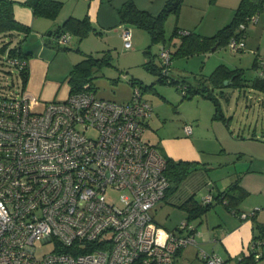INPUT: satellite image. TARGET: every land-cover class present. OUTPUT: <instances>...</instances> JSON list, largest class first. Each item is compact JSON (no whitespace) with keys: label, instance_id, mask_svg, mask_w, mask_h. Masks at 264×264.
Segmentation results:
<instances>
[{"label":"built area","instance_id":"obj_1","mask_svg":"<svg viewBox=\"0 0 264 264\" xmlns=\"http://www.w3.org/2000/svg\"><path fill=\"white\" fill-rule=\"evenodd\" d=\"M248 22L258 23L259 15ZM122 38L131 49L129 29ZM71 39L65 33L57 42ZM246 46L242 35L227 47L240 53ZM159 57L163 76H170L171 50L164 46ZM8 62L19 73L28 67L19 56ZM128 83L127 102L99 97L88 82L41 111H33L25 91L16 97L0 92V264H175L181 250L198 244L197 229L187 221L173 232L154 219L171 185L167 159L144 139L152 104L139 84ZM110 189L130 191V203L110 202ZM38 241L53 250L39 258ZM198 255L206 264L225 262L203 249Z\"/></svg>","mask_w":264,"mask_h":264},{"label":"crops","instance_id":"obj_2","mask_svg":"<svg viewBox=\"0 0 264 264\" xmlns=\"http://www.w3.org/2000/svg\"><path fill=\"white\" fill-rule=\"evenodd\" d=\"M13 1L16 3L14 6L16 20L31 28V31L25 37L22 49L30 54L28 60L30 77L25 93L32 104H39L43 109L51 101L66 100L71 94V84L69 82L71 71L76 64L87 59L89 55L98 58L96 57L98 52L109 51L110 54L108 55L112 56V64L108 66H113L112 51L123 42L122 35L126 29L133 30L131 31V51L140 56L138 63L155 80L146 83L145 80L148 77L147 79L143 78L142 74H136V71L131 72V76H129L128 71L124 75L128 79L141 82L143 85H152L157 82V77L146 69L145 63L150 61V56H153L155 62L160 65L159 55L158 58L155 57L152 48L158 44L162 46V43L154 44L151 35L142 28L121 23L119 10L128 0H57L63 4V7L56 19L36 16L31 8L22 5L27 0ZM168 1L134 0L135 5L140 10L153 15L159 14ZM240 1L235 0V3H227L231 5L233 11V9H237L236 7ZM189 2L202 3L203 6H208V0H185L179 15L171 14L168 17L165 30L170 20H174L172 18H176V28L180 31L194 32L203 37H212L221 30L220 15L223 3L220 0L216 2L217 5L218 3L222 4L219 5L220 11H216L214 20L211 19L205 26L196 21L194 12H191V15L192 19L195 18V21L187 22V16L190 15L187 14ZM209 9L212 15L217 7L210 4ZM196 14L198 16V13ZM69 18H88L93 30L83 40L72 35V39L67 45L59 46L56 33L62 29ZM202 18L206 19L205 16H202ZM197 30L201 32L199 33ZM262 37L263 34H261ZM166 38L168 42L164 43V46L171 48L172 51H175L181 44V36H171L169 38L166 35ZM103 43L105 45L101 48L100 46ZM246 45L245 51L239 53L244 58L247 57L246 54L249 49L247 40ZM99 47L102 50H97L95 53V49H99ZM213 48L207 52L189 57H176L174 59L175 64L176 61L180 60L183 63L172 65L173 72L176 71L177 76H174L172 71L171 76L176 80L186 81L182 75L186 74L187 66L191 60L192 63L195 62L198 67H201L202 73L200 74L205 77L210 76L220 65H226L231 69H243L246 74L247 70L243 68L241 61L237 63L234 59L226 60L225 57H218L220 46L216 50H213ZM148 50L151 52L150 56L146 53ZM251 52L254 54L253 69L264 68V64L263 66L258 64L255 67V61L258 57L264 60L262 57L264 54L262 39L256 50L252 49ZM211 58L215 63L211 74L206 76L203 71L207 66L206 61H210ZM128 65H131L126 66L131 71L136 66L133 63H128ZM122 72V70L119 71V73ZM194 79L192 83L197 84L198 79ZM262 79H264V75L252 79L246 77V80L251 81L250 83ZM118 80L113 79V84L117 83ZM185 83L188 84V81ZM93 85L97 95H100L99 97L111 100L116 98V91L112 94L104 92L101 95L97 84L93 82ZM242 89H244L242 93L243 97L246 98L247 105V109L241 111L244 118L237 117L240 110H238L239 108L233 110L231 106L232 98L228 96L226 89L216 91L225 120L217 116L216 106L208 98L196 96L188 100L183 98V94L182 97L174 95L173 98H169L167 94L156 91L155 94L159 101L154 103L147 94L149 92H145V98L152 104L154 110L147 122L144 139L156 146L166 158L196 164V169L185 178L179 189L157 204L153 210L155 221L158 223L156 220L157 210L166 206L181 210L183 219L186 221L187 214L180 208L182 204L191 198L199 203H205L206 197L210 195L213 197L211 210L202 219L190 222L199 234L198 244L187 246L180 251L175 264H178L189 248H193L196 254L199 253L200 249H203L222 257L225 261H229L228 264H236L242 254H248L254 249L255 238L263 231L264 97L261 98V95L264 96V91L250 86ZM177 91L179 90L177 89ZM256 94L259 96L258 102L252 99ZM122 95L121 100L116 98L115 101L127 102L131 99L132 87L129 83L127 92ZM223 99L228 102L226 108L223 106ZM237 101V105L240 107V99ZM173 105H177V114L179 115L176 119L170 121L165 117V114L167 108ZM189 105L196 106V111L193 113L185 112L184 106L186 108ZM187 125L192 126L190 134L185 131ZM225 192L233 195L241 194V202L234 210L228 208L218 198ZM251 213L254 214L249 218L244 219L241 217L242 214ZM259 227L262 228L259 230ZM164 228L179 232V226H176L175 230ZM258 250L264 256V244ZM185 259L187 261V258Z\"/></svg>","mask_w":264,"mask_h":264},{"label":"trees","instance_id":"obj_3","mask_svg":"<svg viewBox=\"0 0 264 264\" xmlns=\"http://www.w3.org/2000/svg\"><path fill=\"white\" fill-rule=\"evenodd\" d=\"M184 2L185 0H169L159 14L153 15L147 11L140 10L135 5L134 0H128L119 10L121 23L146 30L151 35L154 44L166 43L168 42V39L166 38L165 23L171 14L179 15ZM15 4L16 3L13 0H0V60L3 61V65H7L12 68L14 67L8 62L9 56H19L27 61L30 58V54L23 51L22 44L25 37L31 31V28L16 20L14 14ZM22 5L31 8L36 16H43L49 19H56L63 7V4L57 0H27L22 3ZM262 11H264V0H241L238 8L236 9L233 21L219 30L212 37H203L190 31H186L188 33L183 34V31L176 28L172 37L181 36V44L175 51H172L171 48H169L171 50L173 60L176 57H189L195 54L207 52L216 44H219V46H228L232 38H239L242 35H245L246 30H241L240 25L242 23H247L248 18L259 14ZM92 30L93 28L88 18H69L62 26V29L57 31L56 34L57 39L65 33H70L71 35L79 37L80 40H83L91 34ZM146 53L149 56L151 55L149 50ZM150 57V61L145 63V67L149 72L157 77V82L152 85H143L135 79H128V81L131 80L133 84H139L144 92H156L155 84L158 83L176 86L183 94L184 99L190 100L196 96L208 98L215 104L217 116L224 120L226 118L221 111L219 97L216 93L217 90H223L226 87L241 89L250 86L264 91V79L252 81V83H250L251 81L246 80L245 70L231 69L226 65H220L210 76L198 79L197 84L192 82H188L187 84L185 83L186 81L174 79L171 74L167 77L163 76L162 61L160 60V65H158L155 62L154 57ZM110 64H112V56L108 54H106L103 58H95L89 55L87 59L76 64L71 71L69 79L71 84V93L79 92L88 82L93 84L94 71L104 68ZM257 65L258 61L256 60L255 67ZM19 74L22 80L21 93H23L30 77L29 68L27 67ZM225 81L229 82L228 85H225ZM181 85L187 86L184 90L185 92L180 88ZM166 159V176L169 178L171 183L170 188L166 193L167 197L170 194H174L179 189L185 178L196 169V164L184 161H175L168 157ZM218 198L231 210H234L241 202V194L233 195L229 192H225ZM212 207V201L210 203H199L194 198L187 200L180 206V208L187 214L186 221L188 223L202 219ZM261 228L262 227H259V230ZM258 241H264V228L262 233L255 238L254 249H252L248 254H242L236 264L260 263L264 256L259 252L258 248H261L264 243L260 247H257L256 245ZM228 263L229 261L224 262V264Z\"/></svg>","mask_w":264,"mask_h":264},{"label":"rangeland","instance_id":"obj_4","mask_svg":"<svg viewBox=\"0 0 264 264\" xmlns=\"http://www.w3.org/2000/svg\"><path fill=\"white\" fill-rule=\"evenodd\" d=\"M223 3V7L222 9L219 7V5L221 6V3H218V5L216 4L217 0H208L207 3V7L203 6L202 3L199 4H195L193 2H189L188 6H187V14H190L187 16L188 21L187 22H194L195 18L192 19V15L191 12H194V14L196 15V21L199 22L200 25H207L208 22H210V20H214L215 15L214 13L216 11H220L219 9H221L222 13L220 15V22L222 24V28H224L225 26H227L228 24H230L235 16L236 13V9H233L232 11V7L229 3L234 2L235 0H220ZM229 2V3H227ZM213 5L217 7V10H214V12L210 13V9L209 6ZM238 4V3H236ZM240 4V3H239ZM205 5V4H204ZM239 5H237L236 8H238ZM197 7V8H195ZM197 9V10H196ZM198 13V16L197 14ZM259 15V23H253V22H248L247 23V29L245 31V35H246V40L249 43V49L248 52L246 54V58L242 57L241 54L239 53H234L230 50L229 47L227 46H220V48L218 49V57H225L226 60H236L237 63H239L241 61V64L243 66V68H246L247 72L245 74V77L252 79L255 77H260L261 75H264V68L263 67H258L257 70L253 69L252 64H253V58H254V54L251 52L252 49L256 50V47L259 46L261 39H262V43L264 46V11H262L261 13L258 14ZM202 16H205L206 19L202 18ZM177 17V16H176ZM174 20H170V22L166 25L167 29H166V35L167 37H171L174 33V30L176 28V18H172ZM202 19H204V21H202ZM194 20V21H193ZM133 31V30H131ZM199 33L201 32L200 30H197ZM261 34H263V37L261 38ZM124 42V41H123ZM121 43L116 49H114L112 51V55H113V66H106L104 68L101 69H97L94 72V82L97 84L98 86V90L100 91V94L102 95L104 92H106L107 94H112L116 91L115 96L116 98H118V100H121V98H123L122 94L127 92L128 89V78H124V74H127L126 71H128L129 76L132 75L131 72L136 71V74H142L143 78L148 77L146 83L151 82V80H155L153 79V76L150 75L143 67L142 65H140L139 59L140 56H138V54L134 51H131V49L127 50L125 49L124 43ZM105 44L103 43L100 47L102 48ZM162 46L164 47V43H162ZM161 46V44L158 45H154V47L152 48V53L155 55V57L158 58V55H160L161 50L163 49V47ZM95 49V53L97 52V50H102V49ZM215 47V46H214ZM95 48V47H94ZM169 48V47H167ZM109 52V51H108ZM106 51H102V52H98L96 54V57H100L103 58L106 54H110ZM242 53V52H240ZM237 54V55H234ZM141 55V54H140ZM144 55V52H143ZM264 58V54L262 56ZM214 58V57H213ZM211 58V60H207L206 62V69L205 71H203L205 73L206 76H208L209 74H211V70L213 69V64L215 63V61H213ZM160 59V57H159ZM180 60V59H177ZM2 60H0V92H4L7 95H13V96H18L21 95V88H22V80L20 77V74L18 72V70L16 68H12L9 67L7 65H3L2 64ZM142 62V61H141ZM128 63H133L136 66L133 68V70L131 71V69L129 67L126 66H131L128 65ZM179 63H183L182 60L180 61H176V64L179 65ZM138 64V65H137ZM175 64V60H173V65ZM175 64V65H176ZM172 68V67H171ZM122 70V73H119V71ZM173 72V68L171 70ZM201 71V67H198L196 65V63H192L189 62V65L187 66V71L186 74L182 75L183 79H185L188 82H193L195 79H202L205 76H202L203 74ZM174 76H177V72L174 71L173 72ZM113 79H119L117 81V83L113 84ZM226 89V91H228V96L230 98H232V102H231V106L233 107V110L239 108L238 110H240V112L237 113V117L238 118H244V114H241V111H244L247 109V105L245 102V99L243 97V91L244 89H239V88H233V87H226L224 88ZM155 90L159 91L160 93H164L167 94L169 96V98H173L174 95H179L182 97V93L181 91H177V87H175L174 85H162V84H155ZM156 92H149L147 93L149 95V98L155 103L158 102V97L155 94ZM100 96V95H99ZM264 97L261 95V98ZM116 98H113L114 100H117ZM238 99H240V107L237 105L238 104ZM256 102H258L259 100V96H256L254 98ZM251 99V100H252ZM123 100V99H122ZM223 106L226 108L227 107V100L223 99ZM32 109L33 111H41V106L39 104H32ZM177 105L176 106H169L166 110V114L165 117L168 120H173L176 119V117L179 115L177 114ZM185 110V112L188 113H193L196 111V106H192L189 105L185 108H183ZM107 198L110 202L114 203L115 205L124 208L126 207L130 201H131V193L130 191H117L114 189H110L108 190L107 193ZM165 207V206H164ZM156 220L158 221L159 224H161L162 226L168 228V229H176V226H181V224L184 222L183 219V212L181 210H176L174 208H171L169 206H166L165 208H159L157 210V215H156ZM38 245V250H37V255L38 257H43L45 254L51 252L54 248L52 243H48V244H42V242L38 241L37 242ZM262 250V249H261ZM208 252V251H207ZM209 254H211L210 252H208ZM187 258V261L186 259ZM178 264H206L201 256H199L198 254L195 253L193 248H189V250L186 252L185 256L179 260ZM259 264H264V258L260 261Z\"/></svg>","mask_w":264,"mask_h":264},{"label":"water","instance_id":"obj_5","mask_svg":"<svg viewBox=\"0 0 264 264\" xmlns=\"http://www.w3.org/2000/svg\"><path fill=\"white\" fill-rule=\"evenodd\" d=\"M219 44H216L215 47L213 48V50H216L218 48ZM228 81H225V85H228Z\"/></svg>","mask_w":264,"mask_h":264}]
</instances>
